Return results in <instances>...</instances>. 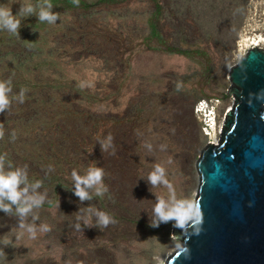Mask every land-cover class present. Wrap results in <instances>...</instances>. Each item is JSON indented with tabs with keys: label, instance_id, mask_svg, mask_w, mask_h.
Instances as JSON below:
<instances>
[{
	"label": "rangeland",
	"instance_id": "obj_1",
	"mask_svg": "<svg viewBox=\"0 0 264 264\" xmlns=\"http://www.w3.org/2000/svg\"><path fill=\"white\" fill-rule=\"evenodd\" d=\"M50 2L55 24L37 20L47 0H0L14 15L22 5L35 9L21 18L19 36L0 31V81L12 89L0 113V156L5 171L22 168L29 185L41 181L35 192L45 203L27 220L50 227L31 239L0 211V264H163L180 224L152 227L153 207L157 198L194 202L195 163L211 141L205 111L214 112L218 142L233 102L228 70L252 47L239 44L259 36L264 49V0ZM156 165L167 185L148 182ZM89 166L104 170L107 191L90 189L92 199L80 202L71 172ZM95 210L114 222L85 227L96 223Z\"/></svg>",
	"mask_w": 264,
	"mask_h": 264
},
{
	"label": "water",
	"instance_id": "obj_2",
	"mask_svg": "<svg viewBox=\"0 0 264 264\" xmlns=\"http://www.w3.org/2000/svg\"><path fill=\"white\" fill-rule=\"evenodd\" d=\"M227 77L232 105L195 163L199 214L173 230L163 264H264V49L248 48Z\"/></svg>",
	"mask_w": 264,
	"mask_h": 264
},
{
	"label": "clouds",
	"instance_id": "obj_3",
	"mask_svg": "<svg viewBox=\"0 0 264 264\" xmlns=\"http://www.w3.org/2000/svg\"><path fill=\"white\" fill-rule=\"evenodd\" d=\"M73 3L79 4V0H73ZM53 4L47 0L45 6L41 7L37 20L40 22H47L48 24H55L59 15L52 12ZM35 11L31 5H22L17 13L14 15L10 7L0 6V31H7L11 34L19 36V29L21 27V18L33 14ZM11 81H0V113L6 112L11 105L9 94L11 93ZM17 99L19 102L24 100V90L22 89ZM207 106V104H205ZM198 111V110H197ZM205 112H210L207 108ZM3 130L0 128V138H3ZM15 139V133L12 134ZM112 137L108 136L105 140L99 141L101 151H107L111 145ZM165 169L160 165H156L154 170L148 175L147 180L152 186H157L161 183L167 185L168 181L164 179ZM104 170L99 166H89L85 174L81 175L76 170L71 172V179L73 181V194L80 202L91 200L89 190L95 189L96 196H103L107 191L103 182ZM23 185V187H22ZM42 186L41 181L37 180L35 183L29 185L27 173L22 168H15L5 171L3 167V156H0V211L6 215H14L18 218L17 227L22 229V234L26 233L29 238L35 239L38 233H47L50 231L48 224H41L37 226L35 220L38 216H33L32 222H28L27 218L33 213L34 209H39L45 203L46 194L41 195L35 192V189ZM31 189V191H30ZM91 211V209H89ZM155 217L154 223H150L152 227H158L161 223L175 222L177 224L184 223L194 216L199 214V208L192 202L187 200H178L171 204L164 199L157 198L153 207ZM96 223L93 224L90 220H84L85 227H98L99 229L107 227L113 223V219L105 212L95 210ZM81 217H77V220ZM82 231L79 224L75 226ZM10 241L5 245H9ZM0 255H4V251L0 250Z\"/></svg>",
	"mask_w": 264,
	"mask_h": 264
},
{
	"label": "bare ground",
	"instance_id": "obj_4",
	"mask_svg": "<svg viewBox=\"0 0 264 264\" xmlns=\"http://www.w3.org/2000/svg\"><path fill=\"white\" fill-rule=\"evenodd\" d=\"M262 40L259 36H249L246 38H243L241 40V43L239 44L242 47H245L247 45L250 46H254V47H259L262 43ZM246 48V47H245ZM202 106V105H201ZM204 108V107H203ZM230 107H228L229 109ZM201 110V109H200ZM198 109V112L200 111ZM214 110V109H213ZM204 111V110H203ZM207 113V112H206ZM202 115V114H201ZM203 117V116H202ZM204 126H205V135L206 136H210L211 141L209 143H213L216 144L217 140H216V136L218 134V128H217V124L215 121V115L214 112L210 109L209 112V117L205 116V120H204ZM222 126V125H221ZM221 126H219V129H221Z\"/></svg>",
	"mask_w": 264,
	"mask_h": 264
},
{
	"label": "trees",
	"instance_id": "obj_5",
	"mask_svg": "<svg viewBox=\"0 0 264 264\" xmlns=\"http://www.w3.org/2000/svg\"><path fill=\"white\" fill-rule=\"evenodd\" d=\"M150 34H151V35H152V34H155V32H154V29H153V28H152V31H151V33H150ZM177 51H178V52H181L180 50H177ZM36 113H37V112H36ZM33 115H35V114H33ZM11 169H15V168L11 166Z\"/></svg>",
	"mask_w": 264,
	"mask_h": 264
}]
</instances>
